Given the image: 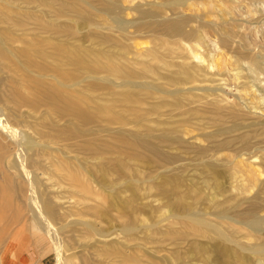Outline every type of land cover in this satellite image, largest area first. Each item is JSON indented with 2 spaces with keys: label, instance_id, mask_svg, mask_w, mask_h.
Returning <instances> with one entry per match:
<instances>
[{
  "label": "rangeland",
  "instance_id": "1",
  "mask_svg": "<svg viewBox=\"0 0 264 264\" xmlns=\"http://www.w3.org/2000/svg\"><path fill=\"white\" fill-rule=\"evenodd\" d=\"M109 1L120 7L123 30L84 5L88 21L64 16L61 23L69 30L62 26L66 32L58 33L65 50L83 55L76 57L85 65L74 67L79 77L74 97L86 121L77 124L81 136L60 142L67 145L64 156L44 151L36 181L55 196L65 216L58 235L71 238L67 243L74 252L66 259L70 264H256L247 249L197 232L184 215L217 219L220 211L245 209L254 193L264 209V69L254 64L264 59V0H188L190 5L178 6L172 0ZM138 8L152 16L141 19ZM178 16L187 17L184 31L192 35L168 33L159 25ZM221 17L232 44H222L219 33L206 26L220 24ZM31 30L53 40L49 31ZM5 75L21 82V63L0 62V76ZM25 112L30 120H43V113ZM2 151L1 256L5 264L14 256L17 264H55L50 234L19 205L20 196L6 192L19 179L10 176L14 151ZM70 159L84 167L75 165L84 173L82 184L99 192L101 202L59 169ZM119 213L131 224L125 234L119 232ZM80 220L113 234L104 245H94L90 227ZM218 220L232 238L245 245L252 241L245 227ZM116 239L123 246L121 257L108 258L105 252Z\"/></svg>",
  "mask_w": 264,
  "mask_h": 264
},
{
  "label": "bare ground",
  "instance_id": "2",
  "mask_svg": "<svg viewBox=\"0 0 264 264\" xmlns=\"http://www.w3.org/2000/svg\"><path fill=\"white\" fill-rule=\"evenodd\" d=\"M172 3L174 6L190 5L188 0H172ZM84 5L90 6L94 11L97 10L110 17L119 31L125 28L126 23L119 17L120 7L118 3L109 0H0V62L11 61L21 63L23 76L22 81L19 83L15 82L11 76H0V151H2V148L14 151L15 160L9 166L14 173L10 176L19 179L16 187L8 184L9 187L6 192L9 196L14 194L20 196L19 205L28 209L32 219L37 222L41 230H45L50 234L56 257L55 264H70V261L66 258L68 257L69 259L71 255H74L71 246L67 243L71 241V238L68 237L66 240H63L58 235L59 230L64 226L59 221L61 219L64 220L65 216L62 213L60 214V207L57 206L55 196L48 194L47 191L49 190L47 187H44L43 191H41L40 184H38L36 178L39 176L37 170L42 166L39 158L44 155V151L51 150V152L54 151L58 155L64 156L63 151L67 145L62 146L60 142L72 141L84 133L81 128H78L77 124L84 121V115L86 114L81 108L82 105L79 106L80 104L78 105V101L76 102L74 97L76 81L79 78L75 73L74 67L85 65L84 60H81L83 55L78 54L79 52L77 55V51L74 54V48L65 50L66 46H61L58 35V33L63 34V32H66L61 31L62 26L65 27L62 30H69V27L65 25L66 23H61V18L64 16L74 14V16H81L88 21V16L84 15ZM207 5L209 11L214 10L213 5ZM137 10L141 19H148L152 16V12L149 10L142 8H138ZM221 19L220 24L216 21H209L206 26L219 33L222 44H232L233 40L231 34H229L230 29L227 26V19L226 17H221ZM187 20L185 16H178L163 20L159 25L168 33H181L190 36L192 32L187 33L184 31ZM90 24L93 23L91 22ZM30 28L42 29L41 33L49 31L52 34L53 40H42L39 33L32 32L34 30ZM70 29L72 30V28ZM71 30L68 31L69 34L71 32L70 39L73 38L72 35L75 33ZM16 31L17 33L21 31L22 33L20 34L32 33L31 36L23 37L18 36L15 33ZM17 42L21 46H14L13 43ZM34 45L39 46L37 48ZM79 55L82 58H76ZM254 64L264 69V59L256 58ZM66 65H69V69L65 68ZM87 65L90 66L91 64ZM10 79H13V81L7 84ZM77 82L79 83V81ZM22 88L25 91H22ZM26 110L34 113H43V120H30V116L25 112ZM61 120H63V124L59 123ZM236 126V124H233L232 128ZM38 127L42 130H38ZM36 136H39L38 139ZM243 141L247 145L246 138ZM68 147L67 150L69 151L70 146ZM3 154L2 151L0 158ZM73 161L71 159L69 161H61L63 164H60L61 168H58L64 172V175L74 185L82 186L81 179L84 177V173L81 171L83 173L81 174L79 169L77 170V167L80 170L85 169L82 165L75 164L74 159ZM255 186L256 183L254 184ZM83 189L84 193L89 196L92 195V198L98 203L104 199L102 195L100 196L99 192H92L91 188L89 191V188L85 185H83ZM24 196L25 199H23ZM261 201L257 193H254L245 209H234L231 212L220 211L216 215L217 219L205 218L198 215V213L193 214L194 212L186 213L184 216L188 224H192L197 232L216 237L222 241L230 240L231 243H235L234 245L238 249H247L256 264H264V209L262 208ZM104 211L102 210V212ZM119 214V232L125 234L131 229V224L123 219L124 215L122 213ZM105 218L107 219V216ZM218 219L227 221L239 228L245 227L252 241L245 245L237 239L232 238L230 233L221 226ZM80 221H82L80 222L82 226L90 227L91 233H89L88 237L94 240V245H104L106 240L110 239L109 237L113 234L105 233L106 231L99 230L84 220ZM73 222L77 221H70L72 224ZM55 224H60V226L54 227ZM116 236L113 238H118V235ZM110 246L111 248L105 252L106 257H121V248L123 246L119 245L118 239L114 240V243H111ZM87 255L89 254L87 253ZM122 256L124 257V254ZM122 261L126 262V259L122 258ZM5 263L0 250V264Z\"/></svg>",
  "mask_w": 264,
  "mask_h": 264
},
{
  "label": "crops",
  "instance_id": "3",
  "mask_svg": "<svg viewBox=\"0 0 264 264\" xmlns=\"http://www.w3.org/2000/svg\"><path fill=\"white\" fill-rule=\"evenodd\" d=\"M8 264H17L16 256L12 257Z\"/></svg>",
  "mask_w": 264,
  "mask_h": 264
}]
</instances>
